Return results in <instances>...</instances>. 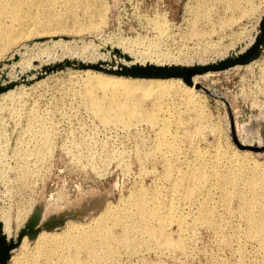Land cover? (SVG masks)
Wrapping results in <instances>:
<instances>
[{
  "label": "rangeland",
  "instance_id": "1",
  "mask_svg": "<svg viewBox=\"0 0 264 264\" xmlns=\"http://www.w3.org/2000/svg\"><path fill=\"white\" fill-rule=\"evenodd\" d=\"M2 1L5 0H0V5ZM25 1H6L17 8L18 16H0L4 36L10 34V37L15 38V35H22L23 26L27 27L36 23L38 25L42 21L45 22L46 18L53 19L50 26L53 25L52 27L56 28H54L56 33L50 37L52 38L50 41L42 37L24 42V40L17 39L20 36H16L15 39L13 38V42H16H12L9 47L2 46L4 39L0 35V42L3 40L0 43V50H4V54L0 52V261L3 259V264H10L11 258L15 256L24 259L39 256L40 259L46 254L50 255V248L54 245L52 237L57 233L59 235L65 233V223L68 220L85 224L104 208L105 204H102L99 210L94 211L91 216L87 215L91 210L89 204L96 198L94 195H98V191H108L111 188L113 197H109L106 202L115 205L118 197H127L129 202L126 208H130L129 203H133L137 198H148L156 194L162 200L169 195V185L165 184L168 182L164 180L163 175L166 171L181 176L189 167L196 165L205 164L209 170V166L216 161L221 171L229 163L220 160L234 151L240 156L243 152H247L252 157L239 159L238 164L240 165L250 166L254 162L258 164L264 162V153L257 155L247 150L240 151L237 148L231 137L226 108L220 101L197 91L200 96L195 98L198 102L195 108L187 102L183 90L185 88L169 85L171 87V89L168 87L170 91L168 90L167 97L169 98H166L167 103L171 104L168 105L170 124L167 129L178 143L179 149L175 155L176 159L171 160L170 165L166 166L165 162L157 158V153L162 148L157 145L158 139L146 121L147 115L160 119L159 100L157 99V102L154 96H145L139 90H135L138 94L133 90L137 98L132 91L134 97L130 94L128 99L119 91H116L117 94L111 89L106 92L97 87L94 82L89 83L82 68L83 66L94 67V69L91 68L94 72L104 74L126 68L122 57L110 50L111 46L120 40H138L139 45L135 47L137 50L145 49L144 51L151 54L166 56L169 58L166 63L169 64L179 61L185 64L189 61L202 64L212 62L219 55L233 57V53L229 50L238 46L244 49L249 47L254 39H257L255 38L257 27L264 16V0H243V2L242 0L239 2L238 0H27L29 3ZM63 1L66 2L63 3ZM69 2L72 4L70 5ZM189 10L191 14L188 15ZM97 15H99L98 19ZM102 17H105V21ZM25 18H28L27 22ZM80 21L81 24L78 23ZM191 21L193 24L190 23ZM189 31H191V36ZM197 34L201 36V39ZM21 44H26V46L12 58H7L8 53ZM40 51L47 52V61L39 59ZM28 62L29 66L26 65ZM263 71L264 50H260V56L249 62L247 66L213 73L198 82V85L221 94L227 100L237 137L249 143L253 142L252 134L254 132L257 134V132L247 128L246 125L259 116L264 117ZM92 100H96L98 106L106 112L107 122L102 123L101 118L93 113L90 104ZM127 100L129 104V101L134 104L129 105ZM130 107H133L132 111L128 109ZM175 109H177L176 112ZM138 122L140 128L136 125ZM109 127L111 129H107ZM211 127L214 128L213 131L210 130ZM186 138L189 141H186ZM257 140L259 144L260 139ZM140 154L143 156L141 157ZM155 169L158 171L155 172ZM212 183L216 191L209 196L208 207L217 218L220 230L218 235L200 221H197L195 225L196 220L194 219L195 224L193 223L191 228L185 232L187 240L185 253L176 251L159 257L155 253L156 249L147 250L144 247H138L137 253L133 254L134 256L131 255L132 257L125 254V251L118 250L116 261L107 264H153V262L155 264H217V260L224 264L239 262L264 264V249L259 245L249 243L252 239H248L245 232L246 226L238 218L239 211L236 209L228 211L220 203L221 183L218 180ZM71 202H73L74 209L79 208V212H82L80 218L71 217V212H69ZM62 211L65 212L59 214ZM33 216L37 219L39 217L35 225L31 224V220L29 221ZM52 217L63 218L61 220L63 223H58L56 227H53L49 220ZM8 228L11 230H9L10 237ZM174 229L171 227L169 234L172 239L176 240L177 233ZM42 232H45L47 236L42 240H37ZM30 233L34 235L33 239L27 237ZM11 236L14 238L12 239Z\"/></svg>",
  "mask_w": 264,
  "mask_h": 264
},
{
  "label": "bare ground",
  "instance_id": "2",
  "mask_svg": "<svg viewBox=\"0 0 264 264\" xmlns=\"http://www.w3.org/2000/svg\"><path fill=\"white\" fill-rule=\"evenodd\" d=\"M2 1L0 5V16H18V10L16 12V7L11 6L10 3ZM27 1V0H26ZM25 1V2H26ZM46 1V0H45ZM56 1V0H54ZM83 1V0H82ZM81 1V2H82ZM99 1V0H98ZM102 1V0H101ZM214 1V0H213ZM227 1V0H224ZM229 1V0H228ZM237 1V0H236ZM246 1V0H245ZM16 2V1H15ZM28 2V1H27ZM31 2V1H30ZM66 1H63V3ZM72 2V1H71ZM78 2V1H77ZM87 2V1H86ZM104 2V1H103ZM141 2V1H140ZM196 2V1H195ZM198 2V1H197ZM203 2V1H201ZM207 2V1H206ZM210 2V1H209ZM219 2V1H218ZM239 2V0H238ZM243 2V0H242ZM22 3V2H21ZM24 3V2H23ZM22 3V4H23ZM29 3V2H28ZM51 3V2H50ZM62 3V4H63ZM70 3V2H69ZM76 3V2H75ZM100 3V2H99ZM152 3V2H151ZM155 3V2H154ZM187 3V2H186ZM213 3V2H212ZM221 3V2H220ZM223 3V1H222ZM225 3V2H224ZM228 3V2H227ZM21 4V5H22ZM34 4V3H33ZM39 4V3H38ZM41 4V3H40ZM44 4V2H43ZM48 4V3H47ZM53 4V3H52ZM72 3H70L71 5ZM96 4V3H95ZM101 4V3H100ZM130 4V3H129ZM193 4V3H192ZM196 4V3H195ZM199 4V3H198ZM210 4V3H209ZM17 5V4H16ZM20 5V4H19ZM37 5V4H36ZM34 5V6H36ZM45 5V4H44ZM85 5V4H83ZM99 5V4H98ZM103 5V4H102ZM159 5V4H158ZM177 5V4H176ZM188 5V4H187ZM186 5V6H187ZM203 5V4H202ZM237 5V4H236ZM32 5H30L31 7ZM48 6V5H47ZM56 6V5H55ZM77 6V5H76ZM87 6V5H86ZM101 6V5H100ZM105 7V5H103ZM133 6V5H132ZM154 6V5H153ZM161 6V5H160ZM200 6V5H199ZM222 6V5H221ZM229 6V5H228ZM19 7V6H18ZM22 7V6H21ZM26 7V6H25ZM53 7V6H52ZM60 7V6H59ZM64 7V6H63ZM68 7V6H67ZM89 7V6H88ZM87 7V8H88ZM99 7V6H98ZM196 7V5H195ZM207 7V6H205ZM211 7V6H210ZM224 7V5H223ZM239 7V5H238ZM34 8V7H33ZM47 8V7H46ZM54 8V7H53ZM84 9V7L82 6ZM132 8V7H131ZM149 8V7H148ZM188 8V7H187ZM191 8V7H190ZM203 8V7H202ZM208 8V7H207ZM227 8V7H226ZM234 8V7H233ZM232 8V9H233ZM26 9V8H25ZM29 9V8H28ZM42 9V7H41ZM48 9V8H47ZM64 9V8H63ZM62 9V10H63ZM82 9V10H83ZM99 9V8H98ZM103 9V7H102ZM138 9V8H137ZM136 9V10H137ZM145 9V8H144ZM161 9V8H160ZM159 9V11H160ZM167 9V8H166ZM206 9V8H205ZM231 9V11H232ZM236 11L238 12L239 10ZM72 10V9H71ZM79 10V9H78ZM198 10V9H197ZM218 10V9H216ZM228 10V8H227ZM230 10V9H229ZM28 11V10H27ZM67 11V10H66ZM74 11V10H73ZM142 11V10H141ZM171 11V10H170ZM186 11H188L186 9ZM185 11V12H186ZM193 11V10H192ZM202 11V10H201ZM222 11V10H221ZM230 11V12H231ZM235 11V9H234ZM25 12V11H24ZM31 12V11H30ZM35 12V11H34ZM68 12V11H67ZM66 12V13H67ZM84 12V11H83ZM138 12V11H137ZM146 12V11H145ZM152 12V11H151ZM150 12V13H151ZM166 12V11H165ZM172 12V11H171ZM194 12V11H193ZM203 12V11H202ZM224 12V10H223ZM38 13V12H37ZM70 13V11H69ZM73 13V12H72ZM75 13V12H74ZM82 13V12H81ZM149 13V14H150ZM205 13V12H204ZM207 13V11H206ZM210 13V12H209ZM36 14V12H35ZM77 14V13H76ZM85 14V13H83ZM82 14V15H83ZM92 14V13H91ZM96 14V13H95ZM100 14V13H99ZM152 14V13H151ZM155 14V13H154ZM185 14V13H184ZM191 14L190 10L188 15ZM203 14V13H202ZM225 14V12H224ZM228 14V13H227ZM226 14V15H227ZM238 14V13H237ZM240 14V13H239ZM242 14V13H241ZM26 13L24 14V16ZM42 15V14H41ZM46 15V14H44ZM56 15V14H55ZM75 15V14H74ZM81 15V16H82ZM87 15V12H86ZM102 15V14H100ZM160 15V14H159ZM219 15V14H218ZM69 16V15H68ZM88 16V15H87ZM90 16V15H89ZM92 16V15H91ZM148 16V15H147ZM201 16V15H200ZM41 17V16H40ZM49 17V15H48ZM86 17V16H85ZM97 19L99 15L96 16ZM206 17V16H205ZM212 17V16H211ZM14 18V17H13ZM36 18V17H35ZM45 18V17H44ZM54 18V17H53ZM68 18V17H67ZM72 18V16H71ZM76 18V17H75ZM84 18V16H83ZM103 18V17H102ZM149 18V17H148ZM161 18V17H160ZM195 18V17H194ZM210 19V16L208 17ZM18 19V18H17ZM26 19V18H25ZM28 19V18H27ZM26 19V22H27ZM78 19V16H77ZM80 19V18H79ZM101 19V18H100ZM99 19V20H100ZM105 21V17L103 18ZM132 19V18H131ZM220 19V18H219ZM7 20V19H6ZM13 20V19H12ZM21 20V18H20ZM36 20V19H35ZM45 20V19H44ZM53 20V19H52ZM50 18H46L45 22H41L40 24L35 25L31 24L30 26H23L21 28L23 31L22 35L18 36L19 40H24L27 42L29 40L38 39L42 37H46L47 41L52 40L50 38L53 34L56 33V28L54 29L51 25ZM76 20V19H75ZM191 20V18H190ZM2 21V20H1ZM24 21V20H23ZM37 21V20H36ZM57 21V20H55ZM66 21V20H65ZM73 21V20H72ZM89 21V20H88ZM102 21V20H101ZM129 21V20H128ZM171 21V20H170ZM202 21V20H201ZM206 21V20H205ZM54 22V21H53ZM218 22V21H217ZM221 22V19L220 21ZM2 23V22H1ZM0 23V24H1ZM18 23V22H17ZM57 23V22H56ZM62 23V22H61ZM76 23V22H75ZM81 24V21L78 22ZM88 23V22H87ZM92 23V22H91ZM95 23V22H94ZM93 23V24H94ZM192 23V21L190 22ZM212 23V22H211ZM13 24V23H10ZM9 24V25H10ZM54 24V23H53ZM58 24V23H57ZM98 23H96L97 25ZM193 24V23H192ZM205 24V23H204ZM218 24V23H217ZM21 25V24H20ZM55 25V24H54ZM73 25V23H72ZM71 25V26H72ZM191 25V24H190ZM207 25V24H206ZM222 25V24H221ZM4 26V25H3ZM56 26V25H55ZM59 26V25H58ZM62 26V25H61ZM60 26V27H61ZM85 26V24H84ZM89 26V25H88ZM87 26V27H88ZM103 26V24H102ZM210 26V25H209ZM212 26V25H211ZM11 27V26H10ZM16 27V26H15ZM82 27V26H81ZM101 27V25H100ZM194 27V26H193ZM196 27V26H195ZM213 27V26H212ZM25 28V30L23 29ZM62 28V27H61ZM80 28V27H79ZM91 28V27H90ZM93 28V27H92ZM95 28V27H94ZM93 28V29H94ZM131 28V27H130ZM174 28V27H173ZM192 28V27H191ZM190 28V29H191ZM200 27H198L199 29ZM205 28V26H204ZM220 28V27H219ZM224 28V27H223ZM5 29V27H4ZM16 29V28H15ZM64 29V28H63ZM81 29V28H80ZM84 29V28H83ZM202 29V28H201ZM200 29V30H201ZM66 30V29H65ZM79 30V29H78ZM99 30V29H98ZM193 30V29H192ZM196 30V29H195ZM194 30V31H195ZM210 30V29H209ZM212 30V29H211ZM3 28L0 25V35L1 38L4 39L3 45H9L13 42V38L9 36H4ZM19 31V30H18ZM21 31V30H20ZM63 31V30H62ZM72 31V30H71ZM70 31V32H71ZM76 31V30H75ZM85 31V30H84ZM83 31V32H84ZM92 31V30H91ZM131 31V30H130ZM197 31V30H196ZM203 31V30H202ZM220 31V30H219ZM11 32V30H10ZM61 32V31H60ZM208 32V31H207ZM212 32V31H211ZM214 32V31H213ZM15 33V32H14ZM63 33H65L63 31ZM74 33V32H73ZM77 33V32H76ZM81 33V32H80ZM85 34L87 32H84ZM91 33V32H88ZM131 33V32H130ZM193 33V31H192ZM209 33V32H208ZM60 34V33H59ZM67 34V33H66ZM69 34V33H68ZM71 34V33H70ZM142 34V33H141ZM173 34V33H172ZM191 31H189V35ZM206 34V32H205ZM212 34V33H211ZM210 34V35H211ZM260 34L259 25L257 27V33L255 38H258ZM79 35V34H78ZM82 35V34H81ZM122 35V34H121ZM185 35V34H184ZM187 35V34H186ZM196 35V34H195ZM193 35V36H195ZM198 35V34H197ZM203 35V34H202ZM209 35V36H210ZM12 36V35H11ZM138 36V35H137ZM140 36V35H139ZM147 36V34H146ZM191 36V35H190ZM199 39H201L200 35ZM205 36V35H204ZM203 36V37H204ZM207 36V35H206ZM205 36V37H206ZM142 37V36H141ZM14 38V39H15ZM140 38V37H139ZM191 38V37H189ZM194 38V37H193ZM141 39V38H140ZM149 39V38H148ZM151 39V38H150ZM81 40V38H80ZM85 40V39H84ZM154 40V39H153ZM152 40V41H153ZM161 40V39H160ZM3 41V40H2ZM1 41V42H2ZM87 41V40H86ZM149 41V40H148ZM157 41V40H156ZM257 39H254L249 47L242 49L240 46L235 47L234 49L229 50L233 53V57H236L240 54L246 52L252 45L255 44ZM0 42V43H1ZM16 42V41H15ZM13 42V43H15ZM154 42V41H153ZM160 42V41H159ZM35 44V43H34ZM139 45L138 40H120L116 44H113L110 50L115 54L122 57L124 64L127 66L126 68L119 69L113 71L109 74H104L101 72H94L91 68L84 69V73L86 74V79L90 83H95L97 87L101 88L104 91L112 90L113 93L119 91L122 95L125 94L128 99L130 96H133L131 93L133 90H139L141 93H144L145 96H154L156 100H159V112L160 119H155L154 116L147 115L146 121L150 124L153 129L154 135L158 139L157 145L160 146V151L157 153V158L167 164L169 166L171 160L176 159L177 151L179 149L178 143L173 139L174 137L168 133L167 127L169 126V104L167 103L168 87L169 85L175 86L176 88H185L184 95L187 98V102L195 107L197 105L196 96L199 95L198 90H196L195 85H198L199 80L202 78L211 75L213 73H205L201 75H195L192 77V86H187L181 78H140V77H131L129 75H123L122 72L124 70L132 69V68H144V67H165V68H191L195 66H206L210 64H215L217 62H221L227 58H233L230 56H217L210 63H193L189 61V63L185 64L181 61L175 62V64L166 63L169 59L166 56H160L151 54L146 51L137 50L135 47ZM165 45V44H163ZM26 44L19 45L15 50H12L8 53V57L12 58L19 52ZM146 46V45H145ZM4 47V46H3ZM85 47V46H84ZM225 47V46H224ZM233 47V46H231ZM164 48V47H163ZM214 48V47H213ZM226 48V47H225ZM229 48V47H228ZM1 49V48H0ZM3 49V48H2ZM5 49V48H4ZM7 49V48H6ZM162 49V48H161ZM223 49V47H222ZM149 50V49H148ZM260 50H264V44L260 47ZM4 51V50H3ZM0 50V52H3ZM7 51V50H5ZM160 51V50H159ZM216 51V50H215ZM228 51V50H227ZM155 52V51H154ZM217 52V51H216ZM219 52V51H218ZM156 53V52H155ZM4 54V52H3ZM164 54V53H163ZM216 54V53H215ZM220 54V53H219ZM162 55V54H161ZM168 56V55H167ZM39 59L43 61H47V52L40 51ZM164 57L165 59H161ZM77 61V60H76ZM38 62V61H37ZM5 63V62H4ZM32 64V63H31ZM248 64V63H247ZM245 65H238L235 67H243ZM262 64V63H261ZM29 66V62L26 63ZM263 66V65H262ZM232 67V68H235ZM229 68V69H232ZM262 68V67H261ZM227 69V70H229ZM225 70V71H227ZM235 70V69H234ZM27 71V70H26ZM32 71V70H31ZM222 72V71H221ZM264 72V71H263ZM218 73V72H214ZM264 79V77H262ZM69 79V78H68ZM85 79V80H86ZM262 79V80H263ZM84 81V80H83ZM261 81V80H260ZM86 82V81H85ZM264 82V81H263ZM185 85H183V84ZM86 85V84H85ZM84 85V86H85ZM90 85V84H89ZM93 85V84H91ZM80 86V84H79ZM87 86V85H86ZM83 87V86H82ZM82 89V88H81ZM91 89V88H90ZM171 89V87H170ZM174 89V87H173ZM110 90V91H111ZM67 91V90H66ZM70 91V90H69ZM73 91V90H72ZM83 91V90H82ZM95 91V89H94ZM133 91V93H134ZM170 91V90H169ZM198 91V92H197ZM91 92V91H90ZM118 92V93H119ZM137 93V91H135ZM81 93V92H80ZM89 93V92H88ZM95 93V92H94ZM110 93V92H109ZM176 93V92H175ZM182 93V92H181ZM117 94V92L115 93ZM131 94V95H130ZM135 94V93H134ZM138 94V93H137ZM109 95V94H108ZM121 95V96H122ZM128 95H130L128 97ZM141 95V94H140ZM83 95L81 94V97ZM94 96V95H93ZM99 96V95H98ZM171 96V95H170ZM200 96V95H199ZM71 97V96H70ZM134 97V96H133ZM132 97V99H133ZM167 97V98H166ZM173 97V96H172ZM135 98L136 94H135ZM151 98V97H149ZM114 99V98H113ZM123 99V97H122ZM131 99V101H132ZM140 99V98H138ZM174 99V98H173ZM118 100V98H117ZM130 100V99H129ZM144 100V99H143ZM157 100V102H158ZM100 101V100H99ZM113 101V100H112ZM128 103V100L126 101ZM140 101V100H139ZM152 101V100H151ZM150 101V102H151ZM170 101V100H169ZM173 101V100H172ZM181 101V100H180ZM119 102V101H118ZM133 102V101H132ZM138 102V100H137ZM136 102V103H137ZM89 103V102H88ZM107 103V102H106ZM105 103V104H106ZM153 103V102H152ZM91 107L96 114L101 118L102 123L108 121L106 118V112L102 110L96 100L91 101ZM114 104V103H113ZM125 104V103H124ZM128 105V106H129ZM149 105V104H148ZM155 105V104H154ZM203 105V104H202ZM89 106V105H88ZM104 106V105H103ZM115 106V105H114ZM126 106V105H125ZM138 107V105H136ZM140 106V104H139ZM116 107V106H115ZM121 107V105H120ZM124 107V106H123ZM146 107V106H145ZM154 107V106H153ZM155 107H157L155 105ZM154 107V109H156ZM88 108V107H87ZM127 108V106H126ZM130 107L128 109H131ZM136 107H134L135 109ZM139 108V107H138ZM173 108V107H172ZM196 108V107H195ZM118 109V108H117ZM122 109V108H121ZM133 109V111H134ZM140 109V108H139ZM151 109V108H150ZM149 109V110H150ZM62 110V109H61ZM123 110H125L123 108ZM138 110V109H137ZM177 109L174 111L176 112ZM54 111V110H53ZM119 111V110H117ZM127 111V109H126ZM125 111V112H126ZM132 111V109H131ZM142 111V107H141ZM145 111V110H143ZM156 111V110H155ZM124 112V111H123ZM113 113V112H112ZM122 113V112H121ZM139 113V112H138ZM141 113V112H140ZM172 113V112H171ZM92 114V113H91ZM111 114V113H110ZM109 114V115H110ZM126 114V113H124ZM130 114V112H129ZM133 114V113H132ZM156 114V112H155ZM177 114V113H176ZM112 115V114H111ZM110 115V116H111ZM137 115V114H136ZM140 115V114H139ZM95 116V115H94ZM177 116V115H176ZM108 117V116H107ZM127 117V116H126ZM129 117V116H128ZM140 117V116H139ZM186 117V116H185ZM188 117V116H187ZM210 117V116H209ZM22 118V117H21ZM111 118V117H110ZM26 119V118H25ZM96 119V118H95ZM125 119V118H124ZM22 120V119H21ZM33 120V119H31ZM115 120V119H114ZM139 120V119H138ZM116 121V120H115ZM133 121V120H132ZM145 121V120H144ZM20 122V120H19ZM29 122V121H28ZM99 122V121H98ZM136 122V121H135ZM198 122V121H197ZM212 123V122H211ZM38 124V123H37ZM139 122L136 124L138 126ZM143 124V123H142ZM141 124V127H142ZM209 124V123H208ZM125 125V124H124ZM134 125V124H133ZM132 125V126H133ZM203 125V124H202ZM213 125V124H210ZM42 126V125H41ZM131 126V128H132ZM106 127V124H105ZM114 127V126H113ZM126 127V126H125ZM139 127V126H138ZM146 127V126H145ZM171 127V126H170ZM203 127V126H201ZM210 127V126H208ZM214 127V126H212ZM210 128V130L212 129ZM1 128L3 126L1 125ZM31 128V127H30ZM119 128V127H118ZM140 128V127H139ZM174 128V127H173ZM5 129V128H4ZM49 129V128H48ZM107 129H111L110 127ZM182 129V128H181ZM204 129V128H203ZM214 129V128H213ZM213 129L211 131H213ZM220 129V128H219ZM41 130V129H39ZM43 130V129H42ZM41 130V131H42ZM45 130V129H44ZM134 130V129H133ZM141 130V129H140ZM146 130V129H145ZM206 130V129H205ZM4 131V130H3ZM6 131V130H5ZM4 131V132H5ZM130 131V130H129ZM188 131V130H186ZM200 132V130L198 129ZM204 131V130H203ZM202 131V132H203ZM209 131V129H208ZM210 131V132H211ZM220 131V130H218ZM38 132V131H37ZM40 132V131H39ZM44 132V131H43ZM47 132V131H46ZM45 132V133H46ZM141 132V131H140ZM147 132V131H146ZM151 132V131H150ZM42 133V132H41ZM49 133V132H48ZM47 133V134H48ZM127 133V132H126ZM130 133V132H129ZM7 134V133H6ZM31 134V132H30ZM38 134V133H37ZM43 134V133H42ZM46 134V135H47ZM132 134V133H131ZM208 134V133H207ZM210 134V133H209ZM218 134V133H217ZM220 134V133H219ZM5 135V133H4ZM133 135V134H132ZM137 135V134H136ZM173 135V134H172ZM213 135V133H212ZM215 135V133H214ZM39 136V135H38ZM48 136V135H47ZM190 136V135H189ZM195 136V135H194ZM201 136V135H200ZM206 135H204L205 137ZM33 137V136H32ZM40 137V136H39ZM136 137V136H134ZM146 137V136H145ZM151 137V136H150ZM6 138V137H5ZM190 138V137H189ZM192 138V137H191ZM202 138V136H201ZM4 139V138H3ZM36 139V138H34ZM135 139V138H134ZM137 139V138H136ZM144 139V138H143ZM184 139V138H183ZM40 140V139H39ZM43 140V139H42ZM61 140V139H60ZM186 141L189 139L186 138ZM195 140V139H194ZM37 141V140H36ZM140 141V140H139ZM184 141V140H183ZM41 142V141H40ZM46 142V141H45ZM144 142V141H143ZM203 143V141H202ZM43 144V143H41ZM54 144V143H53ZM66 144V143H65ZM133 144V143H132ZM156 144V143H155ZM184 144V143H183ZM191 144V143H189ZM207 144V143H206ZM198 145V144H197ZM218 145V143H217ZM43 146V145H42ZM41 146V147H42ZM225 146V145H224ZM4 147V145H3ZM60 147V146H59ZM68 147V145H67ZM212 147V146H211ZM210 147V148H211ZM43 148V147H42ZM140 148V147H139ZM8 149V148H7ZM49 149V147H48ZM77 149V148H76ZM81 149V148H80ZM136 149V147H135ZM155 149V148H154ZM137 150V149H136ZM147 150V149H146ZM197 150V149H196ZM10 151V150H9ZM97 151V150H96ZM135 151V150H134ZM140 151V150H139ZM229 151V150H228ZM12 152V151H11ZM190 152V151H189ZM223 152V151H222ZM231 152V151H230ZM235 152V151H234ZM231 152L230 154H226L220 161L229 163L228 166H225L221 171L218 169V163L213 162L209 166V170L206 168V165H196L195 167L190 168L182 175H175L170 173V169L166 171L164 175V180H166L165 184L169 185V195H166L164 199H160L158 195H151L148 198H137L133 203H129L130 208H126V204L129 202L126 198L118 197L117 204H112L111 202H106L109 197H113V191L110 188L108 191H98V195H94L92 203H90V212H88V216H91L94 211L99 210V208L104 205V208L94 217H91L89 221L85 224H78L76 222H72L74 220H68L65 223L66 231L63 234H54L53 238V248H50V255H47L42 258H33L32 259H24L20 257H12L10 260V264H107L108 262L116 261V255H118V250L125 251V254L131 256L136 252L138 247H144L145 249H156L155 253L157 255H170L172 252L185 253V245H186V231L190 226L195 222L194 219L204 223L207 227L212 229L213 233L218 235L220 230L217 225V218L213 214V212L209 209L208 203L210 202L209 196L216 191L214 183L215 180H218L221 183V199L220 203L228 210L236 209L239 211L240 216L238 218L245 224V232L248 239H252L249 243H253L255 245H259L262 249H264V162L258 164L254 162L250 166H244L238 164V160L244 157H250V153L243 152V155L240 156L239 153ZM238 152V151H237ZM14 153V151H13ZM80 153V152H79ZM136 153V152H135ZM139 153V152H138ZM152 153V152H151ZM156 153V152H154ZM218 153V152H217ZM3 154V153H2ZM12 154V153H11ZM61 154V153H60ZM100 154V153H99ZM137 154V153H136ZM135 154V156H136ZM159 154V155H158ZM190 154V153H188ZM215 154V153H214ZM73 155V154H72ZM138 155V154H137ZM13 156V155H12ZM76 156V155H75ZM93 156V155H92ZM141 156V154H140ZM143 156V155H142ZM141 156V157H142ZM155 156V155H154ZM7 157V156H6ZM133 157V156H132ZM151 157V156H150ZM4 158V157H3ZM94 159V158H92ZM132 159V158H131ZM137 159V158H136ZM135 159V160H136ZM139 159V158H138ZM144 160V159H143ZM146 160V159H145ZM150 160V159H149ZM153 160V159H152ZM157 161V160H156ZM237 161V162H236ZM144 162V161H143ZM152 162V161H151ZM91 163V162H90ZM97 163V162H95ZM128 163V162H127ZM148 163V162H147ZM155 163V162H154ZM75 164V163H74ZM114 164V163H113ZM97 165V164H96ZM121 165V163H120ZM133 165V164H132ZM137 165V164H136ZM148 165V164H147ZM180 165V164H179ZM17 166V165H16ZM181 166V165H180ZM187 166V165H186ZM13 167V166H12ZM116 167V166H115ZM156 167V166H155ZM132 168V167H131ZM143 168V166H142ZM152 168V166L150 167ZM140 169V168H139ZM144 169V168H143ZM142 169V170H143ZM154 169V168H153ZM159 169V168H158ZM168 169V168H167ZM83 170V169H82ZM110 170V169H109ZM149 170V169H148ZM147 170V171H148ZM157 169H155L156 172ZM183 170V169H182ZM16 171V170H15ZM73 171V170H72ZM87 171V170H86ZM130 171V170H129ZM146 171V172H147ZM153 172V170H151ZM158 171V170H157ZM163 171V170H162ZM173 171V170H172ZM141 172V171H140ZM139 172V173H140ZM149 172V171H148ZM136 173V172H134ZM145 173V172H144ZM143 173V174H144ZM180 173V172H179ZM150 174V172L148 173ZM17 175V174H15ZM71 175V174H70ZM78 175V174H77ZM80 175V174H79ZM129 175V174H128ZM154 175V174H153ZM13 176V175H12ZM69 176V175H68ZM75 176V175H73ZM83 176V175H82ZM88 176V175H87ZM111 176V175H110ZM19 177V176H18ZM71 177V176H70ZM91 177V176H90ZM138 177V176H137ZM146 177V176H143ZM83 178V177H81ZM19 179V178H18ZM23 180V179H21ZM84 180V179H83ZM102 180V179H101ZM104 180V179H103ZM142 180V179H141ZM149 180V179H148ZM163 180V179H162ZM100 181V179H99ZM158 181V180H157ZM28 182V181H27ZM143 183L142 181H139ZM90 183V182H89ZM86 184V183H85ZM151 184V183H150ZM164 184V183H163ZM133 185V184H132ZM141 185V184H140ZM146 185V184H145ZM117 186V185H116ZM115 186V187H116ZM149 186V184H148ZM114 187V186H113ZM147 187V186H146ZM125 188V187H124ZM140 188V187H139ZM138 188V189H139ZM167 188V187H166ZM116 190V189H114ZM128 190V189H127ZM149 190V188H148ZM152 190V189H151ZM184 190V192H183ZM124 191V190H123ZM150 191V190H149ZM126 193V192H125ZM130 193V192H129ZM150 193V192H149ZM168 194V193H167ZM129 195V194H128ZM123 196V194H122ZM133 196V195H132ZM136 197V196H135ZM203 199L202 201H200ZM85 201V199L83 200ZM88 201V200H87ZM85 203V202H84ZM88 205V204H87ZM122 205V206H121ZM71 208L69 212H71V217L80 218L82 216V212H79V208L77 210L73 207V202L70 203ZM81 207V206H79ZM84 207V206H83ZM65 211L60 212L59 214L64 213ZM79 212V213H78ZM85 215V217H87ZM63 217V215H62ZM89 218V217H88ZM63 219V218H62ZM62 219H56L54 217L50 218V224L56 227V224L63 223ZM71 219V218H70ZM20 220V219H19ZM31 220V224L35 225L38 220L36 216H33L29 219ZM81 220V219H80ZM194 221V222H193ZM24 222V221H23ZM10 224V223H9ZM203 224V225H204ZM13 225V224H12ZM194 225V226H195ZM201 226L200 224H198ZM202 225V226H203ZM193 226V227H194ZM18 227V226H17ZM16 227V229H18ZM174 227L175 232L177 233V239L174 240L169 234V229ZM192 227V229H193ZM8 228V236L10 237ZM119 230V231H117ZM11 231V230H10ZM63 231V230H62ZM195 231V230H194ZM174 232V233H175ZM190 232V231H189ZM192 232V231H191ZM61 233V232H60ZM40 234V233H39ZM38 234V235H39ZM193 234V233H192ZM195 234V233H194ZM172 235V234H171ZM174 235V234H173ZM34 235L30 233L27 237L33 239ZM47 236L45 232H42L37 240H42ZM14 236H11V238ZM12 238V239H13ZM25 238V237H24ZM23 238V239H24ZM32 241V240H31ZM190 241V240H189ZM188 241V242H189ZM226 244V243H225ZM48 245V244H47ZM220 245V244H219ZM227 245V244H226ZM42 246V245H41ZM50 246V245H49ZM189 247V246H188ZM39 249V248H38ZM45 249V248H44ZM48 249V248H47ZM20 250V249H19ZM26 250V248H25ZM22 251V250H20ZM31 251V250H30ZM34 251V250H33ZM44 251V250H43ZM191 251V250H190ZM19 252V251H18ZM122 253V252H121ZM139 253V252H138ZM187 253V251H186ZM17 254V253H16ZM146 254V253H145ZM174 254V253H173ZM123 255V254H122ZM180 255V254H178ZM182 255V254H181ZM180 255V256H181ZM185 255V254H184ZM21 256V255H20ZM125 256V255H124ZM134 256V255H133ZM156 256V255H155ZM120 257V256H119ZM118 257V259H119ZM123 257V256H122ZM127 257V256H125ZM132 257V256H131ZM140 257V256H139ZM190 257V256H189ZM135 259V257H133ZM150 258V257H149ZM166 258V257H165ZM177 258V257H176ZM145 259V258H144ZM168 259V258H166ZM190 259V258H189ZM214 259V258H213ZM128 260V259H127ZM179 260V259H176ZM212 260V259H211ZM174 261V260H173ZM122 262V261H121ZM128 262V261H127ZM178 262V261H177ZM124 263V261H123ZM139 263V262H138ZM142 263V262H141ZM145 263V262H144ZM152 263V262H149ZM147 264V263H146ZM153 264H155L153 262ZM217 264H224L222 261L217 260ZM237 264H242L241 262Z\"/></svg>",
  "mask_w": 264,
  "mask_h": 264
},
{
  "label": "water",
  "instance_id": "3",
  "mask_svg": "<svg viewBox=\"0 0 264 264\" xmlns=\"http://www.w3.org/2000/svg\"><path fill=\"white\" fill-rule=\"evenodd\" d=\"M259 37L254 45L251 46L246 52L240 54L233 58H227L221 62H217L215 64H210L206 66H195L191 68H165V67H144V68H132L126 69L122 72L123 75H129L131 77H140V78H159V79H166V78H181L182 81L187 86H192V77L195 75H201L205 73H214V72H221L225 71L229 68L238 66V65H245L252 60L258 58L260 56V47L264 44V16L259 23ZM85 68H92L94 67H82ZM196 90L202 92L203 94L220 101L226 108L228 121H229V129L231 133V137L235 145L240 151H250L254 154L261 155L264 153V117L259 116L257 119L250 121L249 124L246 125L247 128H251L252 131H256L252 134L253 142L249 143L246 141H242L236 135L234 125H233V117L231 108L227 100L221 95L216 93L215 91H211L208 88H205L201 85H195ZM260 139V143L258 144V140ZM4 260L0 261V264H3Z\"/></svg>",
  "mask_w": 264,
  "mask_h": 264
}]
</instances>
